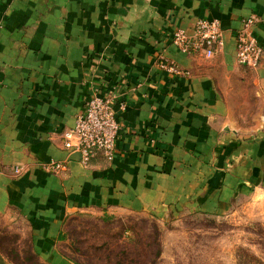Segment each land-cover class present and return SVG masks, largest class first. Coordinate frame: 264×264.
Segmentation results:
<instances>
[{
    "label": "crops",
    "instance_id": "0c3cea01",
    "mask_svg": "<svg viewBox=\"0 0 264 264\" xmlns=\"http://www.w3.org/2000/svg\"><path fill=\"white\" fill-rule=\"evenodd\" d=\"M250 15L256 68L235 55ZM199 18L220 22L211 57L170 42ZM93 91L113 98L119 130L113 159L83 166L62 134ZM52 159L67 171L44 170ZM252 187L264 188V0H0V215L23 219L42 261L72 264L58 235L76 211L224 213Z\"/></svg>",
    "mask_w": 264,
    "mask_h": 264
},
{
    "label": "rangeland",
    "instance_id": "374dc122",
    "mask_svg": "<svg viewBox=\"0 0 264 264\" xmlns=\"http://www.w3.org/2000/svg\"><path fill=\"white\" fill-rule=\"evenodd\" d=\"M246 108L247 113L255 112L250 110L254 107ZM241 123L248 127L256 122L246 119ZM153 224L159 241L154 264H264V188L253 187L237 194L224 213L178 210L158 218L127 211H76L63 221L64 236L58 249L83 263L103 264L94 256L103 249L96 248L106 242H132L137 239L135 233L149 243ZM0 230L16 236L20 253L30 248L29 230L19 216L0 215Z\"/></svg>",
    "mask_w": 264,
    "mask_h": 264
},
{
    "label": "built area",
    "instance_id": "2783aa9c",
    "mask_svg": "<svg viewBox=\"0 0 264 264\" xmlns=\"http://www.w3.org/2000/svg\"><path fill=\"white\" fill-rule=\"evenodd\" d=\"M256 21L254 15L243 18L241 27L235 33L236 60L249 68L258 67L263 56V48L252 30ZM170 42L187 54L199 52L205 57H211L223 46L220 22L215 18H199L191 34L183 29H176ZM158 66L170 73H181V69L164 56L159 58ZM119 107L123 108L124 104L120 103ZM118 130L119 122L113 98L93 91L74 125L63 131V148L70 154H78L77 160L83 166L97 156L110 161L115 153ZM42 168L53 174H62L67 171V160L52 159L45 162Z\"/></svg>",
    "mask_w": 264,
    "mask_h": 264
},
{
    "label": "trees",
    "instance_id": "16d2710c",
    "mask_svg": "<svg viewBox=\"0 0 264 264\" xmlns=\"http://www.w3.org/2000/svg\"><path fill=\"white\" fill-rule=\"evenodd\" d=\"M153 227L154 236L149 238V243L142 241L139 234L135 233L137 239L132 242L119 244L117 242H112V244L106 242L101 248H96V250L103 249V252L101 255H94L95 259L103 264H154L155 259L159 256V241L157 225L153 224ZM132 230L134 231V229ZM63 236L61 230L58 235L59 240ZM16 239V236L0 230V264H45L34 250L30 234V248L21 253L17 249ZM61 254L72 264H86L70 258L62 252ZM92 262V260L88 261L89 264H92Z\"/></svg>",
    "mask_w": 264,
    "mask_h": 264
},
{
    "label": "water",
    "instance_id": "95a60500",
    "mask_svg": "<svg viewBox=\"0 0 264 264\" xmlns=\"http://www.w3.org/2000/svg\"><path fill=\"white\" fill-rule=\"evenodd\" d=\"M72 157H73L74 159H78V154H73Z\"/></svg>",
    "mask_w": 264,
    "mask_h": 264
}]
</instances>
